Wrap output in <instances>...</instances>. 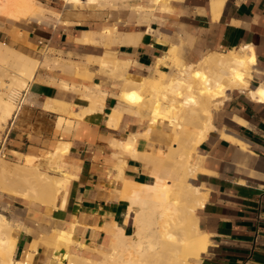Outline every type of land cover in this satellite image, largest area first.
<instances>
[{"label":"crops","instance_id":"0c3cea01","mask_svg":"<svg viewBox=\"0 0 264 264\" xmlns=\"http://www.w3.org/2000/svg\"><path fill=\"white\" fill-rule=\"evenodd\" d=\"M63 1L59 20L24 26L25 41L45 51L36 49L37 54L30 55L38 59V65L22 93L26 101L10 120L0 144L3 154L12 158L53 150L59 142L65 146L59 164L71 176L54 205L23 198L28 206L13 204L2 212L19 226L14 258L36 241L32 264L56 263L54 247L48 241L55 230L70 233V251L85 255L101 246L107 226L113 222L126 232L132 229L129 201L121 196L122 177L151 181V164L120 150L125 156L120 173L112 141L130 138L143 128L126 111L116 127L106 124L111 106L119 103L116 93L126 71L146 74L156 65V58L165 54L169 42L178 51L182 45L191 56L204 49L250 45L257 68L250 81L264 87V0H223L216 13L211 0H160L154 11L142 10L147 22L138 24L129 10L122 19L117 18L116 22L129 26H112L121 34L108 47L99 43L106 28H101L102 15L96 8L88 9L97 1L70 5ZM89 31L92 40L84 39ZM134 32L138 38L132 36ZM103 55L118 59L116 67L109 68L111 72H104L96 59ZM82 96L102 99L103 110L82 115L88 104ZM212 118L215 127L198 143L194 154L202 158L206 171L191 176V182L205 192L196 216L209 244L199 261L264 264V97L252 98L233 89Z\"/></svg>","mask_w":264,"mask_h":264},{"label":"bare ground","instance_id":"6f19581e","mask_svg":"<svg viewBox=\"0 0 264 264\" xmlns=\"http://www.w3.org/2000/svg\"><path fill=\"white\" fill-rule=\"evenodd\" d=\"M80 1L82 0H66L68 5ZM159 1L152 2L157 4ZM222 1L211 0L215 13ZM6 7L32 14L37 4L32 0H0V12L4 13ZM104 31L108 34L114 33L116 38L121 34L115 27ZM21 33L15 30L12 35ZM134 33H131L132 36L137 35L135 37L138 38V34ZM126 34L132 37L130 33ZM21 35L25 39V34ZM79 39H82V36ZM84 39H93L90 31L84 34ZM7 51L14 55V63L13 68H9L11 79L10 83L6 84L7 91L0 90V126L7 117L15 116L18 112L21 101L12 113L13 101L21 95V89L27 87L38 65V59L0 40V61L5 59ZM96 59L104 67L118 62L117 58L107 55ZM156 61L151 75H134L129 71L122 75L123 82L120 91L116 93L119 103L111 106L106 124L116 127L124 110L143 102V91L149 90L153 103L147 116V126L136 131L130 138L116 137L112 141V146L117 148L118 169L121 173V164L125 161V156L119 148L134 151L137 136L147 138L149 134H162L173 138L185 126L187 119H194L195 125L185 139L182 149L176 155H170L173 160L171 163L175 162L180 167V176L177 180L171 181L166 177L169 170L160 174L158 168L153 167L150 170L151 181H130L122 177L124 183L121 196L129 201L127 215H132V230L126 232L116 222L108 225L106 240L100 247L93 248L101 253L100 258L69 251L70 233L64 229L55 230L48 241L54 247L53 257L56 263L201 264L199 256L206 250L209 242L207 234L198 226L196 209L203 204L205 192L189 178L198 171L206 170L201 164L202 158L195 157L194 151L207 132L215 127L212 107L221 103L229 91L238 89L252 98H263L264 87L262 84L253 85L250 81L256 69V56L250 45H239L224 51L210 50L200 61L194 63L183 62L179 57L178 46L169 42L165 54L157 57ZM175 62L177 63L175 73L166 78V70L160 65L166 66ZM3 63L0 62L1 67H5ZM122 63L128 65L127 60H123ZM1 75L0 71V87L3 83ZM82 97L88 101L82 115L103 110L102 99ZM161 101H166L167 104L163 105ZM163 123L166 126H163ZM222 135L231 137L226 133ZM63 150L65 146L56 145L55 149L49 151L47 161L56 170L55 173L41 170L35 162L36 155L30 157L24 154L25 162L14 161L11 164L1 159V156L0 190L11 191L33 201L45 203L47 207L54 205L56 197L66 187L71 176L63 171L59 164V156ZM163 222L169 223L170 227L177 226V229L166 231ZM18 231L19 226L0 212V264H32L34 253L32 250L36 248V241L30 245L31 249L23 251L21 257L14 258ZM82 246L85 244L82 243Z\"/></svg>","mask_w":264,"mask_h":264},{"label":"rangeland","instance_id":"374dc122","mask_svg":"<svg viewBox=\"0 0 264 264\" xmlns=\"http://www.w3.org/2000/svg\"><path fill=\"white\" fill-rule=\"evenodd\" d=\"M32 1L34 3H38L40 6V10L38 11V7H37L35 12L32 14L30 12H25L24 10L15 9L12 7H6L4 13L0 12V40L8 44L10 47L22 53H25L27 55L29 54V56L36 55L37 54L36 49L40 50L41 53H43L45 49L37 48L36 46H30V44H28L25 41V39L23 38V35H21L25 33L24 31L25 24L33 23V24L42 25V24H48L55 19L59 20L60 10H61L60 8L64 2L63 0H32ZM96 1L97 2L95 3V5L89 6L88 9L96 8L99 11V15H102V26H101L102 29L105 27H106L105 29H111V27L114 25H116L118 29L127 28L129 25L119 24V22H116L117 21L116 19L117 18L122 19V17H124V14L128 10L130 12L135 13L136 18H137L136 22L138 24H141L145 21L147 22L148 18H144L142 16V10L148 9L150 11L151 10L154 11L157 5L156 3L152 2V0H96ZM56 4L58 7H54ZM79 6H82V5H79ZM64 7L69 8V6L67 7V5H65ZM74 8L77 9V7H74ZM117 28L115 27L116 30ZM15 30H18L22 33L19 35L16 34V36H14L12 35V33ZM104 30L101 32V35L103 38L102 37L99 38V43H101L104 47H108V45L114 42L112 41V39H115L116 37H114L115 36L114 33L109 32L108 34V32H105ZM210 50L220 51L222 49H204L203 51H200L197 56H191L187 54L183 46L180 45L178 53H179V57L182 59L183 62L197 63L198 61L201 60L204 54L208 53ZM7 52L8 53L5 59L0 61L2 63L4 62L3 64L5 65V67L2 66L3 69L0 66V71L2 73L1 77L3 80L2 86L0 87L1 91L2 90L7 91L6 89L8 86L6 84H9L10 79H11L9 68H13L12 63H14V60H13L14 55L10 51H7ZM42 63L45 64L44 62ZM176 64H177L176 62L169 63L168 65L163 67L166 70V78L172 76L175 73L176 67H177ZM116 65L117 64H114L108 67L102 66V68L104 72H111L109 68H114L116 67ZM255 67H256V64H255ZM151 72H152V69H149L147 73L144 75H151L152 74ZM24 89L25 87L21 89V93H20L21 95H19V97L13 101L12 113L14 112L16 105L18 104L19 101H22L20 102V104L26 101L22 95ZM118 89H119V86H118ZM143 95H144L143 102L132 105L124 110L126 111L125 113H129L135 118V120L137 121L139 126H141V128H144L147 126V116L149 114L151 105L153 103V98L151 97L149 90H144ZM221 103H219L217 106L212 107L214 113L219 110ZM161 104L166 105L167 102L161 101ZM12 117H13L12 115L10 117H7L6 120H4V123H2V125L0 126V144L2 142L5 132L8 129V126L10 125V120L12 119ZM194 125H195L194 119H187L185 121V126L179 131V134L173 138L172 137L169 138V136L167 137L162 134H149L147 138L137 136L134 151L125 149V148H119V150L126 151L124 152V154H128L131 157L141 159L151 164V168L157 167L158 172L160 174H164L165 171L169 170L166 175L167 179L171 181L177 180L180 176V167L175 162L171 163V161L173 160L170 155L171 154L176 155L182 149L184 145V141L186 138H188ZM163 126H166V125L163 123ZM132 135L134 134L132 133ZM61 143L62 142H59L57 145ZM49 151L51 150L41 149L38 153H35L36 155L35 162L38 163L39 168L41 170H44L49 173H55L56 170L47 161L48 156L50 155ZM195 151H194V154H195ZM28 156L34 157V155H28ZM0 157L1 159H4L6 162L10 164L11 162L13 163L14 161L18 163L26 161V158L22 155L17 158H12L8 156L7 154L3 155V150H0ZM189 179L191 180V177ZM20 183L22 184V182ZM23 198L24 200L31 201L29 200L30 198H26L24 196L14 194L11 191H1L0 190V212L1 214L2 212L6 213V211L10 210V207L13 204L18 205V206H24V205L28 206L27 203L23 202L22 200ZM37 204L39 203L37 202ZM168 224L169 223L167 222L165 223L163 222V226L165 227L164 229L166 231L177 229V226L170 227V224H169V227H170L169 229ZM130 231H127V232H130ZM68 250H69V245H68ZM85 255L91 256L94 258L101 257V253L97 250L95 251V249L93 248H92L91 253L85 254Z\"/></svg>","mask_w":264,"mask_h":264},{"label":"built area","instance_id":"2783aa9c","mask_svg":"<svg viewBox=\"0 0 264 264\" xmlns=\"http://www.w3.org/2000/svg\"><path fill=\"white\" fill-rule=\"evenodd\" d=\"M4 155V154H3Z\"/></svg>","mask_w":264,"mask_h":264}]
</instances>
